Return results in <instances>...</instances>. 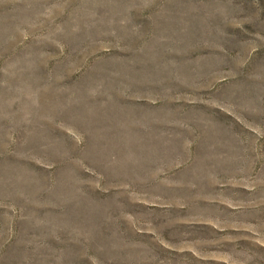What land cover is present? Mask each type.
Wrapping results in <instances>:
<instances>
[{"label":"rangeland","instance_id":"obj_1","mask_svg":"<svg viewBox=\"0 0 264 264\" xmlns=\"http://www.w3.org/2000/svg\"><path fill=\"white\" fill-rule=\"evenodd\" d=\"M0 264H264V0H0Z\"/></svg>","mask_w":264,"mask_h":264}]
</instances>
